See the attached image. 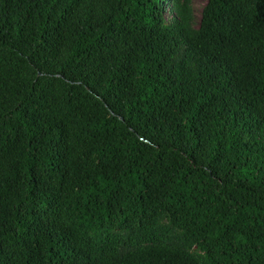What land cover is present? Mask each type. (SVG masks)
<instances>
[{
    "label": "trees",
    "instance_id": "trees-1",
    "mask_svg": "<svg viewBox=\"0 0 264 264\" xmlns=\"http://www.w3.org/2000/svg\"><path fill=\"white\" fill-rule=\"evenodd\" d=\"M0 264H264V0H0Z\"/></svg>",
    "mask_w": 264,
    "mask_h": 264
},
{
    "label": "rangeland",
    "instance_id": "rangeland-1",
    "mask_svg": "<svg viewBox=\"0 0 264 264\" xmlns=\"http://www.w3.org/2000/svg\"><path fill=\"white\" fill-rule=\"evenodd\" d=\"M208 0H192L193 3V9H194V14H195V20L197 24H199L201 20V14L204 6L206 5ZM169 8L166 9V12L168 15H170Z\"/></svg>",
    "mask_w": 264,
    "mask_h": 264
}]
</instances>
